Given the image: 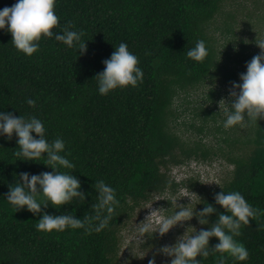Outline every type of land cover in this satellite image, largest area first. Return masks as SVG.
I'll return each mask as SVG.
<instances>
[{"label":"trees","instance_id":"obj_1","mask_svg":"<svg viewBox=\"0 0 264 264\" xmlns=\"http://www.w3.org/2000/svg\"><path fill=\"white\" fill-rule=\"evenodd\" d=\"M17 2L0 0V10ZM227 2L56 0L59 26L53 29L52 38L42 36L32 56L15 48L7 26L0 29V112L17 118L35 117L43 123L49 143L62 139L65 149L60 154L75 168L61 167L59 171L74 175L81 182L80 191L86 194L84 202L74 198L58 209L51 204L47 209L42 206L41 214H33L26 207L17 211L7 194L9 186L19 181V174L54 170L44 164L46 154L37 161L16 157L19 146L15 133L11 140L0 135V264H124L120 255L122 232L134 211L154 195L168 190L176 193L182 187L196 195L195 211H202L206 204L216 209L206 217L209 225H201L194 216L200 227L197 232L208 230L218 214L230 215L216 204V194L240 192L259 215L249 225H242L241 235L234 237L246 247L249 258L241 262L225 254L226 264H264V119L254 122L246 116L240 133L244 136L226 135L219 139L217 149L205 142L206 122L209 118L217 121L214 110L202 104L193 109L194 119L180 120L189 109L188 97L193 92L207 85L205 101H216V81L240 83L238 72L246 73L251 61L253 54H246L251 42L241 41L233 56L228 51L238 37L233 15L225 9ZM219 17L221 36L229 43L224 51L218 48L215 37L220 27H213ZM69 22L73 25L70 30L84 33L81 39L87 43V51L82 55L78 45L68 47L55 40ZM200 40L205 42L208 55L198 62L187 52ZM120 43L137 56L143 81L136 87H118L101 95L95 76L104 71L103 61L110 59ZM239 64L242 68L238 71ZM28 99L35 101V107L27 103ZM179 125L184 134L192 130L197 139L184 137ZM215 156L233 165L220 186L209 189L200 176L178 183L171 175L173 165ZM100 180L114 189L119 201L103 230H94L95 221L83 228L50 233L37 229L44 212L82 220L86 214L94 215L91 206L98 202L94 185ZM159 241L149 235L142 246L158 245ZM217 243V238H210L209 247ZM218 256L197 259L201 264H216Z\"/></svg>","mask_w":264,"mask_h":264},{"label":"clouds","instance_id":"obj_2","mask_svg":"<svg viewBox=\"0 0 264 264\" xmlns=\"http://www.w3.org/2000/svg\"><path fill=\"white\" fill-rule=\"evenodd\" d=\"M55 3L56 0H18L13 6L0 10V29H5L7 26L15 48L27 56H32L38 51L42 36L52 38L53 29L59 26V17L55 14ZM72 27L73 25L69 22L63 28L62 34L55 35V40L63 42L68 47L78 45L82 55L87 51V43L81 39L84 33L70 30ZM255 43L261 50L260 54L255 55L247 63L246 73L240 75L242 83L232 82L229 91L231 102L222 99L219 103V106L222 102L231 105V109L224 113L226 120L223 126L225 129L243 125L246 116L253 121L264 119V39ZM207 55L203 40L198 41L195 47L187 52L189 58L198 62L203 61ZM103 63L104 71L95 76L101 95H106L118 87L123 88L129 85L136 87L138 82L143 81V72L138 67L139 60L129 51L125 43H120L110 59ZM27 103L35 107L34 100L28 99ZM14 133L18 137L19 146V150L14 153L16 157H22V160L37 161L45 158L44 154H46L44 164L54 170V172H44L39 175L19 174V181L9 186L7 194L8 202L16 206L17 211L26 207L33 214H41L42 206L47 209L51 204L58 209L71 203L74 198L84 202L86 194L80 191L81 182L74 175L59 171L61 167L75 168L73 163L60 154L65 149L62 139L58 138L49 143L45 138L43 123L35 117L25 119L19 116L17 118L12 113L0 112V135H5L11 140ZM32 133L36 136L34 137ZM190 161L177 165L180 166L179 170H186L187 175L178 183L185 178L195 176L194 173L197 171H194L195 167ZM173 179L176 181V178L173 177ZM94 188L98 192V202L91 206L95 212L94 215L86 214L82 220L73 215L54 216L44 212L37 221V229L50 233L53 230L63 231L69 227L83 228L86 224L95 221L98 223L94 230L97 232L103 230L111 220L114 206L118 205L119 201L115 198L114 189L106 185L103 180L95 182ZM181 189L188 190L186 187ZM179 191L180 189L177 192ZM215 202L230 215L218 214L216 222L211 224L208 230L201 229L197 232L198 229L191 227L194 230L193 235H187L185 232L173 246L162 247L159 253L171 257V264H201L197 257L206 259L210 255L216 256L217 253L219 256L216 264H226L225 254L241 262L249 258L246 247L234 237L241 235V226L249 225L250 220L259 215V210L253 208L240 192L225 193L222 191L215 195ZM215 212L216 209L210 204H206L199 212L181 205L171 217L161 216L160 209H157L152 210L147 218H156V233L164 236L173 227L190 221L194 216L201 225H209L206 217ZM151 227V224L145 223L139 232L147 233ZM213 237L217 238L219 243L209 247L210 238ZM148 264H155V255Z\"/></svg>","mask_w":264,"mask_h":264},{"label":"rangeland","instance_id":"obj_3","mask_svg":"<svg viewBox=\"0 0 264 264\" xmlns=\"http://www.w3.org/2000/svg\"><path fill=\"white\" fill-rule=\"evenodd\" d=\"M227 11H230L233 15V21H235V29L237 40L232 42L229 46V53L231 56L235 55L236 50L239 49L241 41H244L246 44L251 42V47L246 50V54L249 53L253 58L255 55L260 54L261 50L256 45V41L264 39V0H228L227 6L225 7ZM221 17L213 24V27L219 26L220 28L215 32V37L217 38L218 48L221 51H224V45H228L223 36H221V27L222 21ZM251 58V59H252ZM242 68V65H238L239 68ZM239 73L240 75L242 73ZM232 82L227 84H220L216 81L217 89L219 93L216 96V101L207 100L205 101V97H207L208 89L207 85L204 88L193 92L188 98L191 100V103L187 106L189 107L183 114V117L180 119L181 121H187L194 119V111L195 107H199L202 104L205 108L210 110H214L215 113L218 114L217 121L208 119L206 122V131H208V137L205 136V142L209 145H212L217 149L219 146V139L225 137L226 135H233V133H237L241 136H244L242 133L243 125H236L231 128L225 129L224 122L226 117L224 115L226 110L231 109V97L229 95V91L232 87ZM235 83H238L235 81ZM242 83V81L240 82ZM226 100L229 103L222 102L219 106L221 100ZM184 109V107H182ZM202 119L196 118V121L202 123ZM256 121V120H255ZM254 121V122H255ZM254 123L252 122V125ZM183 126L179 125V132L183 133ZM219 127L220 130H217ZM237 128V131H233L234 128ZM212 129V132L209 131ZM227 131V133H225ZM246 132V130H245ZM249 132V130H248ZM247 133V132H246ZM193 139H197V136L193 134L192 130L185 131L183 133L184 137L191 136ZM221 143H223L221 141ZM226 144L223 143V146ZM241 146V144H239ZM244 146V145H243ZM246 146V145H245ZM226 147V146H225ZM194 165L195 176H200V181L208 187L209 189L215 188L217 185H221L223 181L230 175V171L233 168V165L227 163V161L220 158V156H215L210 160H191L190 161ZM180 166L173 165L171 167V175L176 178V182L186 177V170L180 169ZM171 200V202H167ZM196 203V195L191 192L190 189H180L179 192L172 193L170 190L166 191L163 194H156L154 199H152L147 204L138 207L134 211L132 218L129 221L128 226L122 232V246H121V257L124 261V264H135L136 261L138 264H148L149 260L153 258L155 255V264H171V257L164 255L163 253H159V250L164 246H173L178 238L183 236L186 232L187 235H192L195 228L199 229V225L195 222L194 217L190 221H185L182 224H179L173 227L167 234L164 236H160L157 232V221L155 217H149L150 212L152 210L160 209V215L164 217H171L174 215L180 208L181 205L192 209L194 211ZM151 207V208H150ZM145 223L151 224V230L147 233L141 234L139 229L143 227ZM192 227V228H191ZM149 235L155 236L156 240H160L158 245H152L149 247H143L142 244L147 242L149 239ZM155 242V240H154ZM159 253V254H157Z\"/></svg>","mask_w":264,"mask_h":264}]
</instances>
